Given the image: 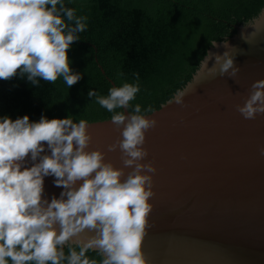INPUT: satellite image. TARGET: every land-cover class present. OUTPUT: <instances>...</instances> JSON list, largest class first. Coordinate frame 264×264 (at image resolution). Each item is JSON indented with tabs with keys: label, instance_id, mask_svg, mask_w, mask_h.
Returning <instances> with one entry per match:
<instances>
[{
	"label": "clouds",
	"instance_id": "1",
	"mask_svg": "<svg viewBox=\"0 0 264 264\" xmlns=\"http://www.w3.org/2000/svg\"><path fill=\"white\" fill-rule=\"evenodd\" d=\"M85 20L65 8L63 0H0V79H10L18 71L35 86L58 78L67 88L76 83L81 73L71 70L67 49L85 30ZM248 26L255 30H242L241 38L250 44L247 37L260 28L251 21L244 23L245 29ZM209 43L224 51L206 50L193 80L177 88L167 103L185 106L184 97L202 72L236 78L237 48L227 39L220 45L217 40ZM133 77L132 83L109 88L106 96L93 89L87 93L111 114L120 132L106 151L89 149L91 132L85 119L0 116V264H97L86 255L89 251L101 257L99 264H150L141 243L153 207L149 198L156 167L144 159L143 145L146 130L157 121L146 115L151 107L142 112L135 104L129 111V102L140 90L138 74ZM235 107L245 119L264 114V78L255 80L247 98ZM45 147L50 154L41 155ZM117 148L123 167L105 159L106 152ZM259 152L264 156V146ZM26 156L39 160L23 167ZM125 169L130 170L125 174ZM49 175L54 186H63L59 198L50 201L42 197L43 179Z\"/></svg>",
	"mask_w": 264,
	"mask_h": 264
},
{
	"label": "water",
	"instance_id": "2",
	"mask_svg": "<svg viewBox=\"0 0 264 264\" xmlns=\"http://www.w3.org/2000/svg\"><path fill=\"white\" fill-rule=\"evenodd\" d=\"M248 21L260 28L247 37L250 44L241 32L255 29H245V22L224 38L237 48L235 79L202 72L184 97L185 106L165 102L146 114L157 121L146 130L143 145L144 159L156 167L149 198L153 207L141 243L150 264H264V156L259 152L264 114L245 119L235 107L247 98L251 84L264 78V14L260 10ZM207 50L222 53L224 48ZM88 130L89 149L106 151L120 136L110 118L89 122ZM46 153L47 147L41 155ZM105 159L123 167L118 148L106 152ZM38 160L26 156L23 167ZM53 180L51 175L43 179L42 197L49 201L63 190Z\"/></svg>",
	"mask_w": 264,
	"mask_h": 264
},
{
	"label": "trees",
	"instance_id": "3",
	"mask_svg": "<svg viewBox=\"0 0 264 264\" xmlns=\"http://www.w3.org/2000/svg\"><path fill=\"white\" fill-rule=\"evenodd\" d=\"M63 2L76 16L86 17L85 30L67 49L70 68L81 78L68 88L60 78L35 86L17 71L10 79H0V116L27 114L30 121H38L41 114L88 122L109 119L111 114L88 97L89 89L106 96L113 87L108 78L118 87L134 82L133 73L139 76L140 90L129 102V111L135 104L142 112L146 107L156 110L191 79L209 40L230 37L234 25L252 19L264 6V0ZM86 255L99 264L95 251Z\"/></svg>",
	"mask_w": 264,
	"mask_h": 264
}]
</instances>
